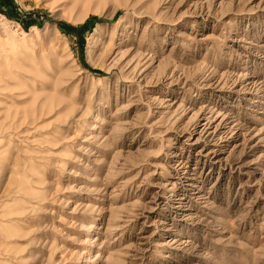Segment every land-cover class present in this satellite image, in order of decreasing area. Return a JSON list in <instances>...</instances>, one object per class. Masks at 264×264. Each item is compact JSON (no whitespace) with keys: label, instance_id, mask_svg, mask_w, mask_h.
Returning a JSON list of instances; mask_svg holds the SVG:
<instances>
[{"label":"rangeland","instance_id":"374dc122","mask_svg":"<svg viewBox=\"0 0 264 264\" xmlns=\"http://www.w3.org/2000/svg\"><path fill=\"white\" fill-rule=\"evenodd\" d=\"M0 264H264V0H0Z\"/></svg>","mask_w":264,"mask_h":264}]
</instances>
